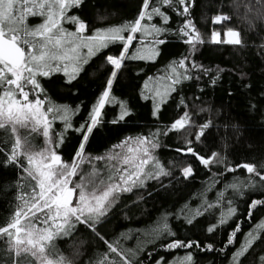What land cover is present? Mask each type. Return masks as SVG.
<instances>
[{"label": "trees", "instance_id": "16d2710c", "mask_svg": "<svg viewBox=\"0 0 264 264\" xmlns=\"http://www.w3.org/2000/svg\"><path fill=\"white\" fill-rule=\"evenodd\" d=\"M142 2L84 0L78 8L69 9L68 15L78 17L86 24V30L80 35L88 37L96 30L134 21L142 10ZM190 13L204 41L195 47L184 42L187 37L182 39V33L177 35L183 19L170 11L167 14L171 19L164 26L171 31L159 36L134 34L136 39L128 46L122 68L113 80L111 102L101 110L102 124L84 147L85 155L100 157L127 138L147 137L158 143L154 155L171 174L149 179L143 188L121 193L95 231L84 224H76L69 236L55 239L56 249L69 264H107L115 257L107 244L134 253L130 257L132 264H156L161 258L167 264H178L188 253L194 264H232L233 253L241 246L246 234L264 224V206L251 209L249 214L251 202L264 199V189L259 184L255 189L244 186L250 177L256 182L258 177L243 168L228 172L223 164L204 166L191 154L175 151L185 149L184 141L188 139L192 140L191 146L200 156L208 158L211 153H218L229 168L247 163L259 170L264 165V47H261L264 45V0H195ZM216 15H227L231 20L214 24ZM39 23L38 18L27 20L29 26ZM141 23L162 25L158 17ZM63 27L68 32L77 31V26L70 23H64ZM228 29L240 32L242 46L209 42L213 32H219L222 41L226 39ZM122 34L127 38L132 33L125 31ZM158 39H164L166 43L158 45L155 43ZM122 48L123 43L117 42L90 57L86 48H82L80 56L87 62L79 63L80 71L74 79H69L62 71L46 78L37 77L44 89L41 99L47 97L45 108L50 102L54 108L68 109L71 128H67L59 117L53 119L49 113L51 139L63 161L73 162L81 144V135L75 128L83 123L106 89L111 72L115 71L107 62V56L118 57ZM153 50L157 53L154 56ZM133 55L146 58H128ZM149 56L152 58L148 59ZM180 61L184 62L183 67L179 65ZM71 71L72 67L68 66V72ZM177 79L179 83L173 84ZM157 107L159 111L154 115ZM125 109L128 114L120 120V113ZM185 112L191 118V126H186V131H167ZM204 124L209 127L196 141L194 137L200 132L198 126ZM153 133L158 135L153 137ZM20 135L23 137V130ZM57 136H62V143L57 144ZM0 141H3L0 147H4L0 153V223H3L15 208L17 197L24 193L28 181L20 166L7 162L11 141L2 130ZM30 142L40 148L44 146L45 138L40 133H33ZM96 164L97 167L104 165L102 162ZM88 167L90 165L85 163L80 168L88 172ZM185 167L192 169L187 177L182 174ZM237 182L241 183L239 190L229 187ZM229 208L235 209V215L220 224L222 215ZM197 209L203 214L196 216L193 223H187ZM164 224L175 233V239L198 241L201 248L169 250L163 247L172 237L168 240L155 238L153 230ZM212 225H217L215 231L207 232ZM237 226L241 231L237 233L235 243L228 245ZM259 235L260 239L241 258V264H257V257L264 255V229ZM208 244L213 245V250L204 247ZM4 247L5 244L0 242V248ZM12 259L0 260V264H12Z\"/></svg>", "mask_w": 264, "mask_h": 264}, {"label": "snow or ice", "instance_id": "6c2138e0", "mask_svg": "<svg viewBox=\"0 0 264 264\" xmlns=\"http://www.w3.org/2000/svg\"><path fill=\"white\" fill-rule=\"evenodd\" d=\"M83 2L84 0H0V130L11 141L6 157L7 162L20 166L28 181L24 193L17 197L18 202L12 213L4 219L3 223H0V242L5 244L4 248H0V253L4 254L0 256V260L6 261L12 257V264H69L56 249L55 239L69 236L76 224H84L95 231L96 225L107 215L121 193L132 192L134 188H143L147 180L159 179L160 176L171 174L151 153V149L158 147V143L152 142L147 137L127 138L113 146L114 149H121L120 152H113L106 157H89L87 163L93 168V160L107 161L106 176L103 178L95 179L100 176V173L96 171L85 176L80 165L86 162L84 147L89 137L102 124L101 110L105 104L111 102L110 92L113 80L117 76V71L122 68L128 46L132 45L133 40L136 39L135 33L159 36L171 31L164 26L171 19L167 14L170 11L183 19V23L177 29V35L182 33V39L187 37L184 39L185 43L195 47L197 43L204 42L196 30L190 13L195 0H151V3L150 0H143L142 10L134 21L107 30H96L94 35L88 37L80 35L86 30V24L78 17L68 15L69 9L78 8ZM165 6L166 10L162 11ZM154 17L161 19V26L141 23L145 19L151 21ZM29 18H38L41 23L29 26L27 24ZM229 20L231 17L227 15H216L213 23L223 24ZM64 23L77 26V31L68 32L63 27ZM125 31L132 34L125 38L122 34ZM192 33L196 35L193 37ZM220 35L219 32H213L209 42L243 45L239 31L228 29L225 33L227 38L223 41ZM117 42L123 43L120 55L118 57L109 55L106 58L107 62L114 66L115 71L111 72V78L106 81V89L87 113L83 123L75 128V131L81 135V144L78 152L74 154L73 162H65L52 146L49 135L51 122L48 120V114L51 113L53 119L59 117L64 120L66 127L71 128L68 109L54 108L50 102L45 108L47 97L45 95V99H41L44 89L37 77L46 78L62 71L69 79H74L80 71L79 63L87 62L80 56V49L86 48L87 56L90 57ZM155 43L163 45L166 41L158 39ZM156 54L153 50V56ZM128 58L144 59L146 57L133 55ZM68 61H71L73 65L71 72H68V63H66ZM179 65L183 67L184 62L180 61ZM192 67L195 68L197 65ZM172 83H179V80H174ZM145 87L147 88V84ZM170 90L175 91V88L170 87ZM30 95L32 99L29 98ZM156 95L159 96L160 93L157 92ZM183 103L181 101V104ZM158 111L157 107L153 114L156 115ZM127 114V110H123L119 119L123 120ZM190 119L189 114L185 112L169 126L167 131H186V126H191ZM198 127L200 132L194 137L196 141L200 140L209 124ZM20 130L24 132L23 137L20 135ZM33 133H40L45 138L43 147L36 148L31 144L30 137ZM152 135L154 137L158 133ZM133 139L135 147L132 146ZM2 143L3 141H0V144ZM59 143H62V136H57V144ZM184 143L185 149H175V151L191 154L204 166L223 164L224 170L228 172H235L238 168L246 169L247 173L254 174L259 181H253L250 177L249 182L244 186L255 189L259 184V187L264 189V165H261L259 170L256 166L247 163L229 168L224 158L218 153L213 152L205 158L196 153L191 146L192 140L185 139ZM3 151L4 147H0V153ZM191 173V167L182 169L185 177ZM78 175L79 181L74 182V178ZM229 187L239 190L241 183H233ZM221 196H223L222 193ZM258 206H264V199L253 200L249 206V214L251 209ZM207 207L210 208L212 205ZM202 214L199 209L195 210L187 219V223H193L194 218ZM233 215H235V209L229 208L227 213L222 215L220 224L226 223L227 219ZM216 227L217 225H212L206 230L212 233ZM262 229L264 224L257 225L256 229L246 234L241 246L233 253L232 264H241V258L245 257L254 242L260 239L259 231ZM153 231L156 233L155 238L163 237L168 240L172 237L162 245L169 250L201 248L198 241L175 239V233L170 231L167 224L158 226ZM240 231L239 226L233 230L228 245L235 243L237 233ZM116 244L118 245V242ZM107 246L109 252L115 254L112 260L107 261V264H132L130 257L134 253L118 250V247L112 244ZM204 247L207 250H213L211 244ZM50 256L55 259H50ZM156 264H167V262L161 258ZM178 264H194L191 254H186ZM257 264H264V255L257 257Z\"/></svg>", "mask_w": 264, "mask_h": 264}, {"label": "rangeland", "instance_id": "374dc122", "mask_svg": "<svg viewBox=\"0 0 264 264\" xmlns=\"http://www.w3.org/2000/svg\"><path fill=\"white\" fill-rule=\"evenodd\" d=\"M227 32V31H226ZM225 38H227L226 36H225ZM81 50V49H80ZM87 50V49H86ZM68 66H73L72 65V62L71 61H68ZM27 90V89H26ZM30 98V97H29ZM31 99V98H30ZM48 120L51 122V118L49 117V114H48ZM52 125V124H51ZM49 135H50V137H51V127H50V131H49ZM150 140V139H149ZM153 142V141H152ZM52 146H53V148L55 149V147H54V144H53V141H52ZM132 146L133 147H135V141H134V139H133V141H132ZM56 150V149H55ZM121 151V149H119V148H115L114 150H112V151H110L109 153H107L106 155H104L105 157L107 156V155H109V154H112L113 152H120ZM151 153H152V155H154V149H151ZM57 154L59 155V153L57 152ZM84 156H85V163H87V160H88V158L90 157V156H88V155H85L84 154ZM155 156V155H154ZM101 157V156H100ZM156 157V156H155ZM93 158H95V157H93ZM157 158V157H156ZM158 159V158H157ZM98 162H102V163H104V165L103 166H99V167H97V164L96 163H98ZM160 162V161H159ZM85 163H83V164H85ZM107 163V161L106 160H93L92 161V165H94V168L93 167H88L87 169H90L88 172H85L84 170H85V168H81V170H82V173L85 175V176H87V174L88 173H90V172H92V171H96V172H99L100 173V176L99 177H95V179H100V178H103V177H105L106 176V170H105V164ZM89 164V163H88ZM82 165V164H81ZM81 165H80V167H81ZM146 171H147V168L145 169ZM84 171V172H83ZM79 179H80V176L78 175V176H76L75 178H74V182H77V181H79ZM73 203L75 204V200L73 201ZM50 259H55V258H53V256H50L49 257Z\"/></svg>", "mask_w": 264, "mask_h": 264}]
</instances>
